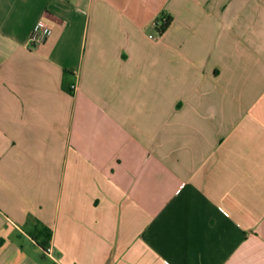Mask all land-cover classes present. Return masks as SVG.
Listing matches in <instances>:
<instances>
[{"label":"crops","instance_id":"0c3cea01","mask_svg":"<svg viewBox=\"0 0 264 264\" xmlns=\"http://www.w3.org/2000/svg\"><path fill=\"white\" fill-rule=\"evenodd\" d=\"M0 264H264V0H0Z\"/></svg>","mask_w":264,"mask_h":264},{"label":"built area","instance_id":"2783aa9c","mask_svg":"<svg viewBox=\"0 0 264 264\" xmlns=\"http://www.w3.org/2000/svg\"><path fill=\"white\" fill-rule=\"evenodd\" d=\"M157 23L156 20L153 22V27L156 28ZM52 34V28L51 26L44 20L39 19L32 28L30 37H29V46L31 49L35 50L40 45H42L46 40L51 36ZM152 37V36H151ZM70 90L75 91L76 90V84L70 85ZM45 252L47 254L51 253V246H48L45 248Z\"/></svg>","mask_w":264,"mask_h":264},{"label":"trees","instance_id":"16d2710c","mask_svg":"<svg viewBox=\"0 0 264 264\" xmlns=\"http://www.w3.org/2000/svg\"><path fill=\"white\" fill-rule=\"evenodd\" d=\"M172 21V16L166 14V13H161L157 18H156V31L159 34H163L165 30L168 28Z\"/></svg>","mask_w":264,"mask_h":264}]
</instances>
